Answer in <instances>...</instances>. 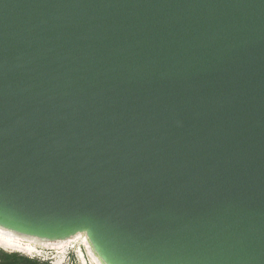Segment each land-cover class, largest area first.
<instances>
[{
  "label": "water",
  "instance_id": "obj_1",
  "mask_svg": "<svg viewBox=\"0 0 264 264\" xmlns=\"http://www.w3.org/2000/svg\"><path fill=\"white\" fill-rule=\"evenodd\" d=\"M0 225L264 264V0H0Z\"/></svg>",
  "mask_w": 264,
  "mask_h": 264
},
{
  "label": "bare ground",
  "instance_id": "obj_2",
  "mask_svg": "<svg viewBox=\"0 0 264 264\" xmlns=\"http://www.w3.org/2000/svg\"><path fill=\"white\" fill-rule=\"evenodd\" d=\"M77 240H80L84 243L87 249L86 254L89 253L92 260L94 261V264H105L93 250L86 234L82 231H77L74 234L69 235L65 238L51 240L34 235L21 234L19 232L13 231L0 225V248L27 253L34 252L37 249L36 245L47 249H52L54 250V253H57V264L62 262L64 252L70 247H73V243ZM76 251L82 263L87 264L81 249H76Z\"/></svg>",
  "mask_w": 264,
  "mask_h": 264
},
{
  "label": "rangeland",
  "instance_id": "obj_3",
  "mask_svg": "<svg viewBox=\"0 0 264 264\" xmlns=\"http://www.w3.org/2000/svg\"><path fill=\"white\" fill-rule=\"evenodd\" d=\"M73 244H74L73 247H70L69 249H67L64 252L62 262L59 264H83L80 257L77 255L76 249H79V248L81 249V251L84 254V257L86 259V263L87 264H89V263L94 264V261L92 260L89 253L86 254L87 249H86V246L84 245V243L82 241L77 240ZM36 247H37V249L32 253L20 252V251H11V250L3 249V248H0V251H4V252H8V253L17 252V253L23 254L27 257L37 259L39 262L46 260V262L48 264H57V262H56V254L57 253H54L53 252L54 250L47 249L44 247H40L37 245H36Z\"/></svg>",
  "mask_w": 264,
  "mask_h": 264
},
{
  "label": "trees",
  "instance_id": "obj_4",
  "mask_svg": "<svg viewBox=\"0 0 264 264\" xmlns=\"http://www.w3.org/2000/svg\"><path fill=\"white\" fill-rule=\"evenodd\" d=\"M0 264H48L46 260L39 262L37 259L27 257L17 252L0 251Z\"/></svg>",
  "mask_w": 264,
  "mask_h": 264
}]
</instances>
